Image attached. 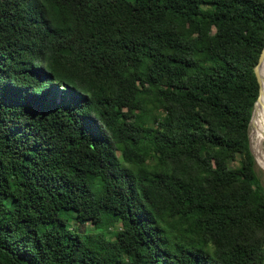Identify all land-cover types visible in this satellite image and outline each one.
<instances>
[{"label":"trees","instance_id":"16d2710c","mask_svg":"<svg viewBox=\"0 0 264 264\" xmlns=\"http://www.w3.org/2000/svg\"><path fill=\"white\" fill-rule=\"evenodd\" d=\"M263 49L264 0H0V264H264Z\"/></svg>","mask_w":264,"mask_h":264},{"label":"bare ground","instance_id":"6f19581e","mask_svg":"<svg viewBox=\"0 0 264 264\" xmlns=\"http://www.w3.org/2000/svg\"><path fill=\"white\" fill-rule=\"evenodd\" d=\"M260 73L263 80L261 98L264 103V61L261 64ZM253 123L254 126H257L256 128L253 129L251 126L250 129V136H251V130L253 135L251 136V145H252L253 154L256 160H258L264 165V111L262 108H258L256 110L252 121V124Z\"/></svg>","mask_w":264,"mask_h":264},{"label":"water","instance_id":"95a60500","mask_svg":"<svg viewBox=\"0 0 264 264\" xmlns=\"http://www.w3.org/2000/svg\"><path fill=\"white\" fill-rule=\"evenodd\" d=\"M264 61V49H263V52L260 56V59H259V62L257 64V66L255 67V75H256V78H257V81L259 83V87H260V90H259V96L254 104V107H253V112H252V117H251V120H250V124H249V147H250V150H251V153L254 157V160H256L254 154H253V150H252V145H251V136H250V129H251V126H252V121H253V118H254V114L256 112V110L258 108H262L263 111H264V103L262 101V98H261V95H262V85H263V80H262V77H261V73H260V67H261V64L263 63Z\"/></svg>","mask_w":264,"mask_h":264},{"label":"rangeland","instance_id":"374dc122","mask_svg":"<svg viewBox=\"0 0 264 264\" xmlns=\"http://www.w3.org/2000/svg\"><path fill=\"white\" fill-rule=\"evenodd\" d=\"M166 117V116H165ZM257 126H254V123L252 124V129L256 128ZM256 134V133H255ZM251 136L252 135V130H251ZM120 155V153H119ZM156 160H153V162H155ZM255 171L257 173V176L259 178V182L261 183L262 187L264 188V165L259 162L258 160H255ZM73 225L76 226V224L74 223ZM74 226V227H75ZM84 231L86 232H93L94 231V227L92 226V224L88 223L86 226L81 227ZM116 228H120V225H117ZM116 228H112L110 232H113Z\"/></svg>","mask_w":264,"mask_h":264}]
</instances>
